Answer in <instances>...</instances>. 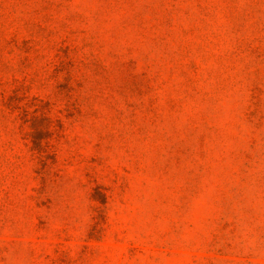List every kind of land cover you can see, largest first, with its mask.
Wrapping results in <instances>:
<instances>
[{
	"label": "rangeland",
	"instance_id": "rangeland-1",
	"mask_svg": "<svg viewBox=\"0 0 264 264\" xmlns=\"http://www.w3.org/2000/svg\"><path fill=\"white\" fill-rule=\"evenodd\" d=\"M0 264H264V0H0Z\"/></svg>",
	"mask_w": 264,
	"mask_h": 264
}]
</instances>
